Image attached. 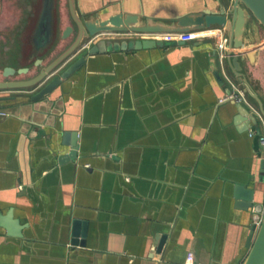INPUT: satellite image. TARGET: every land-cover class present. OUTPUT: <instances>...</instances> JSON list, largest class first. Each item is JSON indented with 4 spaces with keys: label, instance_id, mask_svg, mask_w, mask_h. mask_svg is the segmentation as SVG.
<instances>
[{
    "label": "crops",
    "instance_id": "1",
    "mask_svg": "<svg viewBox=\"0 0 264 264\" xmlns=\"http://www.w3.org/2000/svg\"><path fill=\"white\" fill-rule=\"evenodd\" d=\"M44 2L22 34L20 64H6L29 70L9 80L36 76L43 68L34 74L29 62L54 36L73 44L82 16L124 12L168 23L175 13L218 9L222 0H68L49 28L41 25ZM68 25L73 32L59 39ZM238 29L214 26L185 43L99 53L54 91L44 114L21 104L31 93L0 91L17 97L7 102L16 114L0 122V215L12 211L24 225L20 237L0 226V264H185L190 252L194 264H244L259 218L235 206L232 188H255L254 208L264 209L262 147L220 105L211 63L218 49L234 77L226 54L244 53L242 72L264 104V26L247 18L240 48L231 41ZM101 39L128 38L101 35L89 45ZM62 131L78 132L80 163L92 170L57 163L70 149L61 145ZM75 219L87 222L85 246L71 244Z\"/></svg>",
    "mask_w": 264,
    "mask_h": 264
},
{
    "label": "water",
    "instance_id": "2",
    "mask_svg": "<svg viewBox=\"0 0 264 264\" xmlns=\"http://www.w3.org/2000/svg\"><path fill=\"white\" fill-rule=\"evenodd\" d=\"M44 10L41 19V25L49 28L52 23V5L53 0H45ZM71 7L74 9L73 3ZM144 16V14H143ZM255 17L264 26V0H231L229 4L223 2L218 9L203 8L200 11H188L182 14L175 13L170 17L168 23L152 21L145 17L141 20L140 14H125L118 12L102 17L100 13H96L91 18L82 16L77 19L79 28V35L76 41L56 60L43 68L36 76L27 80H4L0 81V91H26L31 93L21 102V104H29L32 109L37 112H50L49 107L51 101L49 98L54 91L59 88L65 81L71 80L88 62L99 53L121 51L134 52L142 50L143 48L164 45L166 42H177L178 40H163L156 41L154 39H122L115 42L109 39H101L93 45H89L92 40L101 35H109L119 32H140V33H161V32H186L193 30H205L217 26L219 29L229 30L231 25H237V33L232 35L231 41L235 47L243 46L244 41L242 36L244 28L247 23V18ZM72 25H68L64 30L63 37H68L73 32ZM186 41H180L185 43ZM79 52H83L77 59L69 63ZM244 53L226 54L227 61L230 57L232 60V69L234 74L232 78L236 79L244 88V94L247 96V102L238 94L230 85L223 67L224 60L221 63L218 49H214L211 55V63L213 71L217 77L218 85L222 89L221 94L218 95V100L228 117L232 116L235 124H239V129L248 136L254 137L261 145L260 135L263 131L264 124V104L257 93L252 92L248 86V81L242 72L240 65V57ZM224 59V57H223ZM41 59H37V63H41ZM57 70V75L55 71ZM29 68L22 67L15 69L11 66H6L3 69V75L9 77L17 73H26ZM53 76V77H52ZM228 76H230L228 74ZM52 77V78H51ZM231 77V76H230ZM51 78V79H50ZM120 86V84H119ZM255 99L258 103V108L253 105L249 99ZM17 97H0V122L6 116H12L16 113L12 109V105L7 104L9 101H15ZM14 99V100H13ZM19 104V103H18ZM36 124L42 125L41 121H36ZM255 135L251 136V131ZM79 134L76 131H62L61 145L70 148L68 152L62 153L57 159V163L62 165L70 162L78 161L79 167L88 166L90 163L82 164L86 155L82 152L81 145L78 142ZM260 159V181H264V152L262 149L258 152ZM92 170V169H89ZM26 189L33 190V187H26ZM255 188H248L243 184H235L232 188V195L235 199V206L243 210L253 209L255 206ZM34 197V194H31ZM255 217L259 218V214L255 212ZM0 226L4 227L10 235L20 237L22 235L23 224L18 219H14L12 211L0 215ZM87 222L80 219H75L73 222L72 245H86L87 236ZM167 234H161L156 239L157 247L155 249L157 254H160L165 246ZM247 246L250 247V252L244 264H264V214L261 223L255 224L250 232ZM154 251V252H155Z\"/></svg>",
    "mask_w": 264,
    "mask_h": 264
},
{
    "label": "rangeland",
    "instance_id": "3",
    "mask_svg": "<svg viewBox=\"0 0 264 264\" xmlns=\"http://www.w3.org/2000/svg\"><path fill=\"white\" fill-rule=\"evenodd\" d=\"M223 2L229 4L231 0H222V3ZM40 6H42V0H0V81L9 80L13 77V75L9 77L2 76V71L4 67L7 66L6 64H20V61H17V57L20 56L22 44L24 43L22 41V34L26 32L30 18L38 19L39 16L38 14L34 15V11H36L38 7L40 8ZM52 8L53 24L56 25L60 20L62 10H69L68 0H53ZM187 32L189 31L161 32L157 34L161 37H169V35L177 36L175 34ZM63 34L64 32L57 35V37L59 39L68 38L63 37ZM177 38L181 39L180 36H177ZM60 42L61 41L54 36L51 45L38 53L37 56L29 62L30 66L35 70L34 74H37L42 68H45L49 63L56 60L72 45L70 41H67L63 46ZM36 57L40 59L45 58L46 61L39 65H35L34 60ZM57 70L58 69H56L55 73ZM55 75H57V73Z\"/></svg>",
    "mask_w": 264,
    "mask_h": 264
},
{
    "label": "built area",
    "instance_id": "4",
    "mask_svg": "<svg viewBox=\"0 0 264 264\" xmlns=\"http://www.w3.org/2000/svg\"><path fill=\"white\" fill-rule=\"evenodd\" d=\"M202 32H204V30H194V31H189L187 33L175 34L177 36H180L181 39L177 38V36H171V35H169V37H161L157 33H140V32H132V31L119 32V33H114V34H109V35H112V36L114 35V36H118V37L122 36L125 38H134V39H146V38H155V39L165 38V40H178L179 39L180 41H186L187 42L188 40H191L194 37V35L202 33ZM222 42L225 43L226 39H223ZM219 55H220V61L222 63L223 62V55H222V53H220ZM225 75L228 78L229 83L234 88V90L238 94H240V96L245 100V102H247V96H246V94H244V92H243L244 88L241 86V84L236 79L228 76V74H225ZM263 126H264V124H263ZM250 135L251 136L255 135L253 130L251 131ZM259 139L261 141L262 151L264 152V127H263V131H262V134L260 135ZM253 209L255 212H261V216H259V219L257 221L260 224L262 217H263V214H264V209L263 210L262 209H256V208H253ZM185 264H194V254L192 252H190L188 254Z\"/></svg>",
    "mask_w": 264,
    "mask_h": 264
},
{
    "label": "bare ground",
    "instance_id": "5",
    "mask_svg": "<svg viewBox=\"0 0 264 264\" xmlns=\"http://www.w3.org/2000/svg\"><path fill=\"white\" fill-rule=\"evenodd\" d=\"M218 30V29H217ZM216 35H218V33H216ZM162 39H165V38H162Z\"/></svg>",
    "mask_w": 264,
    "mask_h": 264
}]
</instances>
